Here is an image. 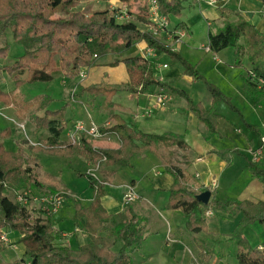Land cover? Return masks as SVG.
<instances>
[{"label": "trees", "instance_id": "obj_1", "mask_svg": "<svg viewBox=\"0 0 264 264\" xmlns=\"http://www.w3.org/2000/svg\"><path fill=\"white\" fill-rule=\"evenodd\" d=\"M80 1L82 0H0V36L11 29L14 38L26 49L23 55L3 70L13 77L17 86L26 82H49L55 75L60 74L75 79L83 68H92L97 65L99 58L115 54L116 57L109 65L124 63L129 81L120 85L101 82L82 87L80 92L73 94L72 99L82 97L84 93L93 97L103 95L109 119L101 127V131L114 134L121 145L118 148H94L85 136L81 137L79 143L63 144L60 136L66 129L63 114L65 106L50 110L48 106L51 98L46 95L26 100L20 93L0 89V102L7 106L13 105L20 117L31 113L29 118L37 129L47 128L50 132L47 141L32 147L30 153L22 148L18 151L6 149L2 141L5 134L0 132V229L19 231L21 238L17 243L24 245L21 258L7 260L3 255L6 245L0 242V264H134L132 253L141 248L147 224L143 217L133 211L130 204L118 213H109L106 210L101 200L106 179H99L91 173H81L88 179L94 194L87 207L68 195L75 205L73 220L89 237L85 244L77 248L62 242L60 233L63 232L56 228L54 218L41 214L31 216L25 207L15 201L14 192L28 188L42 191L45 186L39 179L40 162L35 153L46 152L62 156L78 154L95 165L132 167L134 157H140L146 152L162 154V149L167 150L166 154L161 155L164 165L174 176L165 208L181 210L186 228L193 232L207 229V209L214 207L232 214L241 212V217L231 233L232 237L237 239V263L264 264V244L262 249L253 248L243 234L244 228L252 223L264 225V201L236 198L217 200L213 196L208 204L199 201L197 195L208 188H190L191 175L172 163L173 147L183 151L188 148L184 136L174 133H145L130 126L115 113L116 104L113 97L118 91L127 90L134 93L142 92L151 85L166 87L155 75L152 61L136 53V45L142 40L156 50L168 53L174 64L181 63L186 74L195 78L204 77L180 52L172 50L151 32L142 31L133 21L118 22L110 13L109 5L87 12L73 10ZM159 3L163 14H180L182 11L177 0H159ZM58 12H70V18H50V15ZM137 20L144 24L150 22L145 2L140 5ZM208 38V46L213 53L234 47L238 52L237 65H242V58L247 54L252 68L244 77V88L255 106L264 110V83H258L260 78L264 81V33L240 16L236 21H226L223 27L216 31L210 30ZM241 39H244V45L240 43ZM53 60H56L57 64L60 63L61 67L56 73L49 70ZM39 64L42 67H34ZM25 71L27 76L23 78L22 73ZM208 86L215 100L222 98L223 94L213 84L208 83ZM175 90L188 100L192 110L206 123L211 133H216L217 115L214 110H205L199 104L194 105L187 93L180 89ZM40 111H44V114L39 115ZM237 151L225 149L218 150L217 153L230 163L229 155ZM247 167L252 175L264 184V150L261 161L249 160ZM119 242L123 246L118 250L116 246ZM201 248V256L208 261L214 251L203 243Z\"/></svg>", "mask_w": 264, "mask_h": 264}, {"label": "crops", "instance_id": "obj_2", "mask_svg": "<svg viewBox=\"0 0 264 264\" xmlns=\"http://www.w3.org/2000/svg\"><path fill=\"white\" fill-rule=\"evenodd\" d=\"M177 1H179L182 7V11L180 14H168L170 19L169 30L184 28L187 31L186 36L183 38L185 39V43L182 41L178 43L180 44L179 49L181 48V50H183V47H181L182 45L189 49L184 50L186 58L196 66V70L204 79L195 78L186 74L185 67L181 63L174 64L168 53L162 50H156V56L150 57L149 59L152 63H155L161 68L159 72H162V74L156 75L166 84V87L159 88L151 85L142 92H129L127 95L121 94L123 90L118 91L113 97V101L116 104L115 113L124 119L130 126L145 133H174L183 135L188 144V148L185 151L180 150L183 159L181 158L180 161L174 160L172 163L182 169L186 174L191 175L192 178L189 180L190 188H208L211 190L212 196L217 200L236 198L240 200L264 201V184L255 178L247 167L248 161L251 160L250 150L258 149L261 146V138L264 136V110L255 106L254 101L243 88V81H240V76L242 75V79L244 80V77L248 75L249 70L252 68L251 61L247 54H245L242 58V65L244 64L245 58L248 59V63L243 66L245 67L244 71L239 73V65L236 64L238 52L235 48H233V51L226 48L218 53L206 50L210 30L216 31L223 27L226 21H236L242 16L246 21L255 25L259 31L264 33V16L257 19L258 17H256L257 14H255V11L251 12L248 10V12H246V9L243 8V5H247L246 0H226L225 2H220L218 7L210 6L206 3H199L196 0ZM111 2H116L115 4H118V6L122 4L128 5L132 13V21L135 22L141 30L145 28V24L137 20V14L140 11V5L144 2L143 0H105L104 8L106 5H109L110 8L112 5ZM192 11L196 13V17L199 20L206 22V42L204 41L199 44V40L193 35L195 22H193L192 17H190ZM259 11L260 10L256 13ZM161 41L170 45L172 43V39L168 38L167 34L162 35ZM240 43L244 45V39H241ZM147 45L146 41H140L136 45V53L141 54L140 49L145 48ZM111 57L112 59H110ZM115 57V54H109L99 58L97 65L92 68H87L88 75L86 79L80 80L79 76L72 79L76 81L72 90L75 89L77 93L82 87H88L92 84H99L101 82H105L109 85H120L128 82L129 74L124 63H120L117 66L109 65V62ZM164 63L174 65H169L170 68L167 67V69L163 66ZM209 75H211V81L213 83L207 82V79H210ZM201 79L207 83V87ZM208 83L213 84L221 91L223 94L222 98L215 100ZM175 89H180L187 93V96L194 105L199 104L205 110H214V114L217 115L216 133H211L206 123L201 121L192 110L188 100L176 92ZM161 92L169 94L172 98L171 101L164 105H159L156 101V95ZM85 94L87 93H84L82 97L73 98V100L81 104L84 110L87 111V115L89 114V116H91L89 106H85L84 103L86 102L82 101ZM177 94L180 95V102L175 101ZM97 97L98 96H96V98ZM8 107L9 106H5V108ZM9 108L13 115L10 117L12 118L11 121L15 119L19 120L16 122L18 129H23L26 135L27 124H30L33 134L35 136H40V143L42 141H47L50 136V132L47 128L37 129L34 122L28 116H25L28 118L20 117L13 105H10ZM48 109L57 110L52 109L50 104ZM147 109L151 110L150 116L143 115V111ZM41 112L44 114V111ZM99 114H101L102 117L106 116L104 122L99 124L102 127L108 122L109 111L105 109V107H102L99 110ZM69 121L70 120H65L66 129L60 136V141L63 144L72 143L70 140V132L77 120L72 121V123ZM20 124L23 125V127L20 126ZM42 130H46L47 133ZM88 140L94 148H118L121 145V142L114 134H108L105 138L101 139ZM16 143L22 146L23 150L26 149V144H24L26 143L25 141L19 140V142ZM137 143L141 145L139 141H137ZM31 148L32 147H30L28 153H30ZM232 148L237 149L238 152L229 155L231 158L230 163L217 153L218 150ZM173 149L175 150V147H173ZM161 153L166 154L167 150L162 149ZM148 154L158 162V164H155L151 168L153 189L157 190V192L159 191L158 193H147L142 187L141 182L135 177H129L123 172L124 168H132L133 166L103 165L104 174L102 175L101 173L99 176L96 172L99 179L107 180L104 187V195L101 200L109 213H118L126 209L127 205L123 202V195L129 185L133 186L141 195V199L130 204L133 211L140 217H143L147 224L146 235L141 248L132 253L134 264H172L170 261L173 259L170 255L169 257L167 256L165 247L160 248V243L154 242V237L151 239L154 234L152 229L154 228L153 224L155 223V218L160 217L165 220L162 221L164 223H162V227L164 232H166V246L172 248L171 255L175 254V257L181 259V261L184 257L189 256V243L184 240V237L187 233L191 234L192 232L193 238L200 248L199 254H194L190 251L191 256L189 257L193 259L194 264H197V262L202 264H218L220 262V257L214 256L216 253L213 257L211 256L208 261L204 260L201 256V244L205 243L197 236L200 232H190L186 227L184 229L181 225L176 224L180 222L181 217H183L181 220L182 223L185 224L182 211L179 209L165 208L168 202L170 187L174 182V176L166 169L163 159L161 158L162 154L146 152L140 157H134L132 159V164H134L135 161L138 162L141 158L148 157ZM34 155L40 160V153H35ZM44 173L46 174L47 172L40 163L39 179L45 184L41 190L48 187L46 181L42 179ZM153 189L151 188L149 190L153 191ZM77 192L78 194L76 195L80 196V204L87 207L94 197L93 190L89 187V182L87 187L83 188L82 192ZM71 201L72 200L69 202L72 203ZM213 209L216 208L213 207ZM220 212L224 215V217H222L223 221H230L231 216L236 217V227L241 217V212L237 211L235 214L224 211ZM74 214L75 205L73 203L70 211L63 210L61 207L54 216V222L56 228L63 232L60 233L61 237H63V241H61L66 242V245L72 248H77L85 244L89 237L85 231L75 224L73 220ZM211 220L212 219H210V221ZM154 229L158 234L160 228ZM263 244L264 242L262 241L257 247L262 249ZM18 245L23 254L24 245L22 243H18ZM232 264H238L237 260H234Z\"/></svg>", "mask_w": 264, "mask_h": 264}, {"label": "rangeland", "instance_id": "obj_3", "mask_svg": "<svg viewBox=\"0 0 264 264\" xmlns=\"http://www.w3.org/2000/svg\"><path fill=\"white\" fill-rule=\"evenodd\" d=\"M246 2L247 5H243V8L246 9V12H248V10L251 12L255 11V14H257L256 17H258L257 19H260L264 16V14L262 15L259 12L256 13L258 10L261 9L262 6L261 0H246ZM115 3L116 2H111L112 4L111 6L116 5ZM104 5H105V0H82L78 3L76 7L73 8V10L75 11L81 10L86 12L94 11L98 9H103ZM43 12L45 13V11ZM70 15H71L70 12H58L50 15V18L68 19L70 18ZM190 17H192V21L195 22V26L193 27V32H194L193 35L197 37L200 44L201 42L205 41L207 35V28L205 25L206 22L199 20L196 17V13H194L193 11ZM181 41L185 43V39H182ZM179 47L180 44L176 46V51L180 52L181 56L184 59H186L188 62H190L186 58V53L184 51L189 49L184 45L181 46L183 47L182 48L183 50H181V48L179 49ZM227 48H229L231 51L234 50L233 49L234 47H227ZM25 50H26L25 46L14 38V32L11 29H8L5 34L0 36V69H1L0 89L7 92L14 91L16 93H20L24 96L26 100H33L35 98H39L40 96L46 95L51 98L50 107L52 109H61L62 107L65 106L63 113L65 120H70L69 122L72 123V121L83 119L85 122L88 123L89 114L87 115V111L84 110L81 104H79L77 101L72 99L73 94L76 93L75 89L72 90L76 84L75 80L73 81L72 79L66 78L64 75L60 74V75H55V77L49 82H43V81H36L33 83L26 82L20 86H17L13 77L9 75L8 72L3 70L5 66L11 65L18 57L23 55ZM110 59H112V57ZM247 63H248V59L245 58L244 64L238 66V68L240 69L239 73H242V71H244L245 67L243 66H245V64L247 65ZM169 65L172 66L174 64L164 63L163 66L167 68L169 67ZM191 65L195 66L192 63ZM34 67L38 68L42 66L39 64V65H34ZM153 67H154L155 75L162 74V72L161 73L159 72V69L161 68H159L158 65L153 63ZM60 68H61L60 63L57 64L56 60H53L51 66L49 67V70L55 71L56 73L57 71H60ZM26 76H27V72L25 71L24 73H22V77L24 78ZM209 78L210 79L206 78L207 82H212L211 75H209ZM201 81L207 87V83L202 79ZM240 81H243V88H244V80L242 79V75L240 76ZM121 94L127 95L129 94V91L123 90L121 91ZM82 101L86 102L84 103L85 106H89V112L92 118L97 122V124H101L102 122H104L106 116L102 117L101 114H99V110L102 107L104 108L105 97L103 95L94 98L91 95L85 94V97L83 98ZM175 101L176 102L181 101L180 95L177 94V96L175 97ZM5 106L7 105L0 102V132H3L5 134L4 138L2 139L4 146L6 147V149L10 151H18L20 148H22V146L18 145L16 142L22 140L26 142L24 143L26 144V149L24 150L28 152L30 147H34L40 143L39 140L40 136L39 135L35 136L33 134V130L30 124H27L26 127V133L28 135L27 134L25 135L24 130L18 129L16 126L17 125L16 122H18L19 120L15 119L14 120L15 122L11 121L12 118L10 117L13 115L11 109L9 108L10 106L8 108H5ZM38 114L42 115L43 113L40 111ZM40 129H46V128H40ZM42 131L45 132L46 130H42ZM45 142L46 141H42V143ZM180 150L181 149L178 147H175V150L173 149L174 152L172 155L173 161L174 160L180 161L181 158L183 159ZM39 153H40L39 162L42 164L43 169L48 173V174L44 173L42 175V179H44L48 184V187L43 189L42 192L66 191L67 195L65 196V200L63 202L62 208L63 210L70 211L71 205L72 203L74 204V202L73 201H71L72 203L69 202L70 199L68 198L69 197L68 195H70L71 198L80 201L79 199L80 196L76 195L78 194L77 191L82 192L83 188L87 187L88 185V179L86 178L85 175H81V173L87 174L91 170H94V165L91 162H89L85 157L78 154H75L73 156H62V154H50L46 152H39ZM155 164H158V162L155 161L151 155H149L148 157L141 158L138 162L135 161L132 168H124L123 172L127 174L129 177L133 176L139 182H141L142 187L147 193H151V192L158 193L159 191L157 192V190H154L152 185L153 177L151 173V168ZM103 170H104L103 165H100V167L97 168L96 171L99 176L101 173L102 175L104 174ZM151 188L153 189V191L149 190ZM213 212H214L213 216L206 217L207 229L198 233L197 236L205 243V246L208 249H212L214 251L213 255L216 253L214 256L220 257L219 259L220 262L218 264H229V263L232 264V262L236 260V252H237V239L232 237L231 235L232 231L235 229L236 217L231 216L230 221L229 220L223 221L222 217H224V215L222 214V212L216 209H213ZM155 219L156 220L153 226L154 228H160V231L157 234V232H155V229L153 228L152 231L154 234L151 237V239L154 237L153 241L156 243L159 242L161 245L160 248L165 247V252L167 256L169 257L170 255V257L173 259L170 262L172 264L174 263L194 264L193 259L189 257L191 256L190 251H192L194 254L195 253L199 254L200 248L197 242L193 238V233L190 231L191 234L187 233L186 236L184 237V240L187 243H189L190 251H188L189 256L184 257L183 260L181 261V259L175 257V254L171 255L172 248L166 246L167 245L165 240L166 232H164V229L162 227V223H163L162 221L165 220L161 217ZM182 219L183 217H181V220ZM210 219L212 220L210 221ZM181 220L179 223L176 224L181 225L185 229L186 225L182 223ZM2 231L8 234V239H9V243L6 244L1 240V236H0V242L3 245H6V248L3 251L4 257L7 260H14L21 258L22 250L17 243L18 239L21 238L20 232L12 229L6 230V228H1L0 235H2L3 233ZM243 234L249 240L250 245L253 248H257L259 243H261L262 241L264 242V225L258 222L252 223L244 228ZM122 246H123L122 243L119 242L116 246V249L119 250Z\"/></svg>", "mask_w": 264, "mask_h": 264}, {"label": "built area", "instance_id": "obj_4", "mask_svg": "<svg viewBox=\"0 0 264 264\" xmlns=\"http://www.w3.org/2000/svg\"><path fill=\"white\" fill-rule=\"evenodd\" d=\"M148 6V18L149 23L145 24V28L142 31L151 32L152 35L156 38L161 39L163 34H167L168 38L172 39V43L167 44L170 48L176 51V46L181 40L186 36L187 31L184 28L169 30L170 19L166 14L161 13L159 0H143ZM199 3H206L210 6L218 7L220 2H225L226 0H196ZM111 14L115 17L118 22H130L132 21V13L128 5L118 4L111 6ZM261 14H264V1L262 0V6L259 11ZM163 42V41H162ZM206 50L210 51L209 46L207 45ZM141 55L149 59L150 57L156 56V49L147 45L145 48L140 49ZM87 68H83L79 74V78L84 80L87 78ZM258 83L262 85L264 83L263 79H259ZM171 96L167 93L161 92L156 95V101L159 105H164L167 102L171 101ZM144 116H150L151 110L147 109L143 111ZM23 127V125L20 124ZM108 134L102 133L101 126L89 116L88 123L84 120H77L70 132V140L72 143H79L82 136H85L88 139H101L105 138ZM264 150V136L261 138V146L256 150H250L251 160L255 162L261 161ZM94 165V170H91L88 173L97 176L96 170L100 165ZM106 184V182H105ZM67 195L66 191H51V192H42L37 191L31 188L21 189L14 192L15 201L20 203L25 207L31 216H36L41 214L44 217L54 218L58 213L60 208L63 205L65 196ZM141 199V195L134 189L133 186L129 185L123 195V202L125 205H129L137 200ZM213 208L207 209L205 212V217L213 216ZM1 240L8 244L9 239L6 232L2 231ZM197 264H202L197 262Z\"/></svg>", "mask_w": 264, "mask_h": 264}, {"label": "water", "instance_id": "obj_5", "mask_svg": "<svg viewBox=\"0 0 264 264\" xmlns=\"http://www.w3.org/2000/svg\"><path fill=\"white\" fill-rule=\"evenodd\" d=\"M212 196L211 190L207 189L202 191L200 194L197 195L199 201L208 204Z\"/></svg>", "mask_w": 264, "mask_h": 264}]
</instances>
